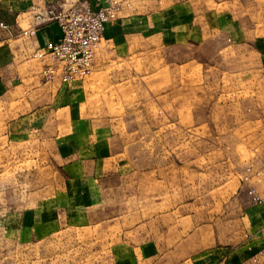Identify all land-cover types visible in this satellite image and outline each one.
Listing matches in <instances>:
<instances>
[{
  "label": "rangeland",
  "instance_id": "1",
  "mask_svg": "<svg viewBox=\"0 0 264 264\" xmlns=\"http://www.w3.org/2000/svg\"><path fill=\"white\" fill-rule=\"evenodd\" d=\"M119 15L75 86L33 78L29 52L0 100V264H232L264 236L245 180L264 171V74L226 83L213 38L155 42L148 69L134 0Z\"/></svg>",
  "mask_w": 264,
  "mask_h": 264
},
{
  "label": "crops",
  "instance_id": "2",
  "mask_svg": "<svg viewBox=\"0 0 264 264\" xmlns=\"http://www.w3.org/2000/svg\"><path fill=\"white\" fill-rule=\"evenodd\" d=\"M45 1L48 0H0V22L11 26L10 31L0 27V100L11 99V93L23 85L25 73L21 67L24 56L30 52L33 57L35 51L61 37V30L56 23L35 26L29 16L28 8L32 3ZM78 1L59 0L64 9ZM89 1L94 6H100L105 0ZM167 4L170 5L162 7ZM119 21L118 18L109 23L104 31V38L110 42L122 36V30L117 31L115 26ZM26 29H31V32L23 35ZM207 38L224 42L218 45L215 52L218 60L212 67L227 69L226 83L230 81L241 87L246 77V72L242 70L249 68H258L264 74V0H134V50L139 53L146 49L150 58L148 69H154L155 66V42L161 41L170 50L180 48L182 54L189 51L188 48L199 46ZM39 62L43 66V62ZM41 68L33 78L43 80ZM231 70L233 72L229 73ZM47 84L69 88L77 82H46L44 86ZM261 171L263 181L257 183V189L264 194V171ZM257 206L262 211L258 212ZM249 210L252 213L250 218L255 223L264 224L262 204L255 203L247 208L246 213ZM246 243L247 253L232 256V264H264L263 232L251 233Z\"/></svg>",
  "mask_w": 264,
  "mask_h": 264
},
{
  "label": "built area",
  "instance_id": "3",
  "mask_svg": "<svg viewBox=\"0 0 264 264\" xmlns=\"http://www.w3.org/2000/svg\"><path fill=\"white\" fill-rule=\"evenodd\" d=\"M123 0H105L103 5L94 6L89 0H80L68 9L61 7L59 0L32 3L28 8L35 26L56 23L61 37L33 53V57L43 62L40 76L46 82L60 81L72 83L89 76L95 67L97 53L104 41L107 25L120 17ZM0 27L11 30V26L0 22ZM31 29L22 32L30 34ZM252 178L249 188L251 200L264 206V194L257 189L262 183L261 170L249 167L245 180Z\"/></svg>",
  "mask_w": 264,
  "mask_h": 264
}]
</instances>
